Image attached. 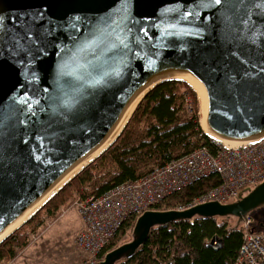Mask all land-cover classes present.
Returning <instances> with one entry per match:
<instances>
[{
	"label": "water",
	"instance_id": "95a60500",
	"mask_svg": "<svg viewBox=\"0 0 264 264\" xmlns=\"http://www.w3.org/2000/svg\"><path fill=\"white\" fill-rule=\"evenodd\" d=\"M167 83L199 88L211 141H262L264 0H0V244ZM262 209L264 181L227 204L147 211L103 264L134 258L156 228L236 219L239 229Z\"/></svg>",
	"mask_w": 264,
	"mask_h": 264
},
{
	"label": "trees",
	"instance_id": "16d2710c",
	"mask_svg": "<svg viewBox=\"0 0 264 264\" xmlns=\"http://www.w3.org/2000/svg\"><path fill=\"white\" fill-rule=\"evenodd\" d=\"M184 89L191 93L198 106L196 93L185 84L167 83L152 91L110 149L0 244V264L14 259L18 251L28 247L32 235L47 220L55 218L77 193L84 198L100 197L202 146L214 150L216 145L202 132L198 116L185 115ZM219 185V177L213 175L167 198L156 210L187 207L196 197ZM133 226L134 223H129L122 228L110 250L125 242L118 239L131 233ZM218 243L220 246L216 248ZM242 244L241 228L236 229L230 221L195 219L194 224L181 222L154 229L134 258L119 264H235Z\"/></svg>",
	"mask_w": 264,
	"mask_h": 264
},
{
	"label": "built area",
	"instance_id": "2783aa9c",
	"mask_svg": "<svg viewBox=\"0 0 264 264\" xmlns=\"http://www.w3.org/2000/svg\"><path fill=\"white\" fill-rule=\"evenodd\" d=\"M184 108L188 117L197 115L195 100L184 92ZM203 134L200 138H203ZM189 155L155 168L147 176L127 182L100 197L79 198L76 210L83 229L76 238L82 259L75 264H103L122 228L134 223L143 213L156 210L167 198L184 191L190 185L213 175L220 185L196 197L187 207L234 201L240 193L264 181V139L251 145L226 146L213 142ZM194 224V221L190 222ZM243 244L235 264H264V232L253 228L248 216L241 225Z\"/></svg>",
	"mask_w": 264,
	"mask_h": 264
},
{
	"label": "rangeland",
	"instance_id": "374dc122",
	"mask_svg": "<svg viewBox=\"0 0 264 264\" xmlns=\"http://www.w3.org/2000/svg\"><path fill=\"white\" fill-rule=\"evenodd\" d=\"M184 92H187V89H184L182 93ZM197 99L198 106H195V110L199 113L201 110L198 96ZM188 115L187 113L186 116L188 117ZM201 117L200 114L199 120H201ZM79 198L84 197L79 196L77 193L55 218L47 220L45 224L32 235L28 247L18 251L14 259L3 262V264H75L80 261L82 259V254L76 244V238L83 229V223L76 210V203ZM251 216L254 230L264 231V209ZM228 221L236 227V219H229ZM130 240L131 233L129 232L125 235H120L118 239V241H125L122 244Z\"/></svg>",
	"mask_w": 264,
	"mask_h": 264
},
{
	"label": "bare ground",
	"instance_id": "6f19581e",
	"mask_svg": "<svg viewBox=\"0 0 264 264\" xmlns=\"http://www.w3.org/2000/svg\"><path fill=\"white\" fill-rule=\"evenodd\" d=\"M194 88H195V91L197 92V94L199 96V99L201 100V102H203L202 92L199 90L198 87L194 86ZM200 114H201V112H200ZM201 116H202V114H201ZM226 146H239V145H226Z\"/></svg>",
	"mask_w": 264,
	"mask_h": 264
},
{
	"label": "snow or ice",
	"instance_id": "6c2138e0",
	"mask_svg": "<svg viewBox=\"0 0 264 264\" xmlns=\"http://www.w3.org/2000/svg\"><path fill=\"white\" fill-rule=\"evenodd\" d=\"M221 2V0H215V3L219 4Z\"/></svg>",
	"mask_w": 264,
	"mask_h": 264
}]
</instances>
